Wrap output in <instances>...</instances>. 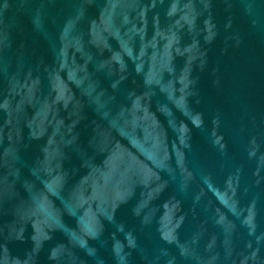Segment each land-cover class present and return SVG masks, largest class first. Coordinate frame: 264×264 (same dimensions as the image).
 Returning a JSON list of instances; mask_svg holds the SVG:
<instances>
[{"label":"water","instance_id":"water-1","mask_svg":"<svg viewBox=\"0 0 264 264\" xmlns=\"http://www.w3.org/2000/svg\"><path fill=\"white\" fill-rule=\"evenodd\" d=\"M0 264H264V0H0Z\"/></svg>","mask_w":264,"mask_h":264}]
</instances>
